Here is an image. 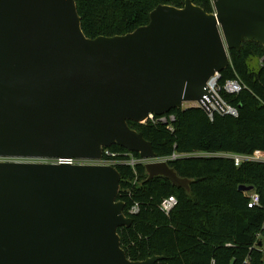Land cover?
<instances>
[{
    "label": "water",
    "instance_id": "95a60500",
    "mask_svg": "<svg viewBox=\"0 0 264 264\" xmlns=\"http://www.w3.org/2000/svg\"><path fill=\"white\" fill-rule=\"evenodd\" d=\"M213 6L158 5L132 33L89 39L75 0H0V264L164 259L131 261L121 248L117 229L132 218L117 201L115 167L65 161H98L118 146L152 161L149 179L189 191L128 122L187 103L207 114V82L228 67L229 51L244 41L264 48V0Z\"/></svg>",
    "mask_w": 264,
    "mask_h": 264
},
{
    "label": "trees",
    "instance_id": "16d2710c",
    "mask_svg": "<svg viewBox=\"0 0 264 264\" xmlns=\"http://www.w3.org/2000/svg\"><path fill=\"white\" fill-rule=\"evenodd\" d=\"M212 13L210 0H191ZM83 34L89 39L123 36L149 22L158 5L183 8L185 0H75ZM229 65L218 82L238 80L243 89L235 95L221 92L238 116L215 114L211 121L197 107H181L173 132L160 124L128 122V126L151 143L157 159L172 154L264 153V48L244 41L240 51L231 50ZM261 65L251 69L249 61ZM118 159L126 150L108 148ZM134 157H139L134 153ZM181 179L189 180V191L174 187L163 177L148 178L142 164L131 168L114 165L120 175L117 201L132 218L128 228L117 229L121 248L131 261L157 256L155 264H264V163L244 162L239 167L222 157H188L167 163ZM251 187V192L239 191ZM259 196L258 206L248 207L249 196ZM174 196L177 205L169 216L160 210L164 198ZM138 205L130 216L128 210Z\"/></svg>",
    "mask_w": 264,
    "mask_h": 264
},
{
    "label": "built area",
    "instance_id": "2783aa9c",
    "mask_svg": "<svg viewBox=\"0 0 264 264\" xmlns=\"http://www.w3.org/2000/svg\"><path fill=\"white\" fill-rule=\"evenodd\" d=\"M212 13L215 14V9L213 6V0H210ZM220 79V75H215L214 77L210 78L207 82L206 89L207 95L204 96V100L207 103L208 113L206 114L207 117L212 121L213 116L215 114H219L221 116H231L237 117L238 112L237 109L229 106L226 101L221 96V92L225 94L235 95L242 91L243 86L238 80H229L226 81L222 87H219L218 82ZM204 104V103H203ZM190 106L188 107H197L200 108L201 106L198 103H189ZM185 108V107H184ZM201 109V108H200ZM175 122V116L173 114H167L164 116H153L150 115L147 120L143 121L141 125H146L148 123L151 124H160L166 127L169 132H173V123ZM222 157L231 159L234 162L236 167H239L244 162H263L264 163V153L256 152L251 156H244V155H235V154H195V155H188V154H172L170 157L163 158V159H156L155 162H171L178 159L188 158V157ZM117 154H114L109 149H103L102 157L98 161H83V160H66L65 163L69 165H104V166H113L118 164H124L131 168H134L138 164L146 165L148 162L140 157H134L132 153H126L124 159H118ZM50 163H57L56 161H49ZM260 202V198L257 194L251 193L249 196V203L248 207L253 208L258 206ZM177 205V200L174 196H169L164 198L160 203V210L167 216L174 210ZM139 211V207L137 204L132 206L128 210V214L130 216L136 215Z\"/></svg>",
    "mask_w": 264,
    "mask_h": 264
},
{
    "label": "rangeland",
    "instance_id": "374dc122",
    "mask_svg": "<svg viewBox=\"0 0 264 264\" xmlns=\"http://www.w3.org/2000/svg\"><path fill=\"white\" fill-rule=\"evenodd\" d=\"M260 65H261V61H260V60H257V59H251V60L249 61V66H250L251 69L256 70ZM188 106H190L189 103L184 104L182 107H185V108H186V107H188Z\"/></svg>",
    "mask_w": 264,
    "mask_h": 264
}]
</instances>
